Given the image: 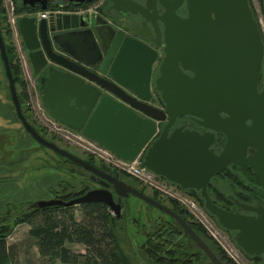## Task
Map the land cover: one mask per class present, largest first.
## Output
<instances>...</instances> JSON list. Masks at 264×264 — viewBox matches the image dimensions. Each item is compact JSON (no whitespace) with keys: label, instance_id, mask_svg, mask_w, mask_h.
Returning a JSON list of instances; mask_svg holds the SVG:
<instances>
[{"label":"water","instance_id":"water-1","mask_svg":"<svg viewBox=\"0 0 264 264\" xmlns=\"http://www.w3.org/2000/svg\"><path fill=\"white\" fill-rule=\"evenodd\" d=\"M23 1V10L30 9L28 0ZM41 1L33 0L30 7L47 9ZM174 1L159 18L165 46L153 89L159 91L164 109L150 103L151 68L157 52L138 40L123 39L121 32H113L103 43L99 16L60 13L37 19L23 15L17 27L34 71L47 70L41 95L51 117L123 160L144 151L141 167L181 189L199 191L204 208L223 228L237 231L235 240L247 254H263L264 208L243 205L255 216L228 211L214 203L207 190L210 180L230 164L251 168L264 190V43L258 23L249 0H187L186 17L175 14L182 0ZM125 3L128 8L116 9L130 10ZM0 59L15 114L26 132L84 169L99 186L69 200H37L31 208L100 202L120 218L122 202L132 195L175 220L212 264H225L177 211L146 194L145 186L136 188L119 171L110 173L104 163L97 166L35 130L22 110L18 76L12 73L1 27ZM261 73L263 87L259 90ZM105 74L116 83L104 78ZM183 115L206 130L174 127L175 119ZM219 133L226 141L216 151ZM248 147L255 150L252 155L247 154Z\"/></svg>","mask_w":264,"mask_h":264},{"label":"rangeland","instance_id":"rangeland-1","mask_svg":"<svg viewBox=\"0 0 264 264\" xmlns=\"http://www.w3.org/2000/svg\"><path fill=\"white\" fill-rule=\"evenodd\" d=\"M249 5L251 7L253 16L258 23L260 34L264 43V8L262 0H249ZM3 27L5 28L4 25ZM4 28L2 29L3 37L18 55V64L21 66L23 60L20 58V54L22 55V52H20V39L16 40V38L9 33L8 35H5L6 32ZM20 77L21 82H24L25 84L24 90L28 93L29 99H26L24 96L25 94L22 91L23 87L20 85V83L16 84L17 91L25 97V103L26 100H28L30 105L36 107L34 109L32 108L31 110H26V114L28 115L29 120L34 122V124H32L39 130L38 127H43L41 118H45L44 114L42 113V104L39 101V91L37 88L39 76L38 74H32L29 71V68L28 71H24V68L22 67V73L20 74ZM0 86L2 92L10 99L7 79L5 77L1 59ZM15 120L16 127H13L12 131H0V208H2L0 212H3L6 204L8 203L15 205L17 209L22 205L25 206L28 203H32L33 201H31L32 199L29 196L36 192H43L46 184L53 182L52 178L55 176V171L49 170L51 168L62 171V176H60V173L58 174V178H61L58 183L62 182V187L76 189V187H79L80 185V182L78 181L79 174L77 172L79 168L74 166L72 163L67 162V159L59 156L49 148L36 142L31 137V135L26 132L17 116H15ZM39 132L48 140L53 141L68 151L82 158L88 157L85 153L78 150L74 145L65 143L61 139L53 136L50 132H44L40 130ZM216 146H218V144H216ZM93 160L96 163L100 162L97 158H93ZM109 168L114 171L113 168ZM70 169L72 173L67 171ZM24 174H27L26 178H23ZM126 175L127 176L122 178L126 182L132 184L138 189L144 186L142 181L139 179L131 177L128 174ZM70 189H59L57 185L53 184L51 187L49 186L47 188L46 193L49 197L47 199L41 200L60 198L67 195ZM209 192L212 198L219 205L227 208L235 207V205L229 202L230 199L232 200V197L242 200V198H246L245 195H250V198L256 197L257 195L259 196L258 198L263 197L262 200H264V194H262L263 191L257 186V179H255L252 174L235 168L233 165L229 166L220 175L213 178L209 187ZM145 193L153 196L154 191L146 187ZM159 197L160 199L158 200L172 207V204L169 203L167 198L161 197L160 195ZM194 197L198 198L199 196L194 194ZM200 200L198 202L195 200V202L198 205L197 207L199 208V211L202 212L206 217L203 218V220L209 224L208 229L202 226L208 235L207 243L213 249L215 246H219L233 264H262L261 261L258 262L252 260L249 256L245 255L238 249L234 243L233 234H227L224 232L221 225H216L212 220L209 219L205 213L206 209L204 208L203 199L201 198ZM78 210V206H74L70 211L79 215L80 213L77 212ZM122 210V217L124 218L122 222L124 224V230L122 234L125 235L124 242L127 244V249L132 251L139 259L138 264H147L144 260L142 251L140 250V245L144 243L148 233H152L154 229L158 228L156 223L159 222V220L162 222L168 221L172 223L174 220L163 212H160L156 208L149 206L141 199L132 195L122 202ZM187 212L191 217L190 219L193 221H199V219H197V217L192 213L190 214L188 210ZM13 216L14 215H12L10 219H12ZM42 219V215H36L30 222H23L13 226L11 233L7 237L9 244L15 245L17 250V256L15 258L16 261L13 264H60L55 259H46L42 257L39 253L36 240L29 233L30 227L32 225L40 224ZM198 223L202 224L200 221ZM178 238L180 240L184 239L183 242L187 244L190 252H200L198 246L193 241H191L190 238H183L182 235H180ZM68 245L73 251L79 253L80 260L78 264H86V260L84 258L86 257L85 246L81 243H71ZM193 261L197 263L196 258H193ZM201 261L202 263H208V259L205 257H201Z\"/></svg>","mask_w":264,"mask_h":264},{"label":"trees","instance_id":"trees-1","mask_svg":"<svg viewBox=\"0 0 264 264\" xmlns=\"http://www.w3.org/2000/svg\"><path fill=\"white\" fill-rule=\"evenodd\" d=\"M2 18L3 13L0 10L1 31L4 28ZM4 29L6 33L10 32L8 27L5 26ZM5 45L12 73L18 76L17 83H20L24 92L25 84L21 82L20 67L17 58L13 54V48L7 42H5ZM24 96L18 93L23 113L32 124L33 121H30L26 114ZM34 128L39 132L35 126ZM85 159L94 163V160L90 157ZM66 161L72 163L69 160ZM67 171L72 173L71 170ZM119 173L121 178L127 176L121 171ZM57 187L64 190L70 189L62 187V182H59ZM85 190L87 188L79 186L76 189H70L67 195L60 198L68 200V198L83 194ZM152 197L160 199L157 192H154ZM198 199L200 200L201 198L198 197ZM168 200L172 204V208L174 207V210L185 220H188L193 229L207 243L208 235L202 225L190 219L191 217L187 210L180 203L175 200ZM30 205L31 203H28L17 209L15 205L8 203L3 212H0V264H13L16 261V247L9 244L7 239L13 226L23 222H30L36 215L43 216L42 222L32 225L29 233L36 240L40 255L46 259H55L63 264H78L80 260L79 253L65 245L67 242H71L81 243L85 246L86 257L84 258L86 264H138L139 259L132 251L127 249V244L124 242L125 235L122 234L124 230V224L122 223L124 219L122 217L123 212H121V217L117 218L100 202H89L66 207L53 206L42 209L31 208ZM74 206H78L82 212L80 220H76L74 213L70 211ZM12 215L14 216L10 219ZM156 224L158 228L154 229L152 233H148L144 243L140 245V250L147 264H212L209 260L208 263H202L201 257L208 259L205 254L201 250L200 252H190L187 244L183 242L184 239L180 240L178 238L180 235L183 238H189V236L184 233L175 220L173 223L159 220ZM211 249L225 264H233L219 246H215L214 249L211 247ZM193 258L197 259V263L193 261Z\"/></svg>","mask_w":264,"mask_h":264},{"label":"flooded vegetation","instance_id":"flooded-vegetation-1","mask_svg":"<svg viewBox=\"0 0 264 264\" xmlns=\"http://www.w3.org/2000/svg\"><path fill=\"white\" fill-rule=\"evenodd\" d=\"M172 1L173 0H92L90 2H79V0H77V1L47 0V2H45L43 0V2L41 1V5L42 4H46L47 5V9H45V11L46 10L50 11V14L48 15V17L42 18V19H48L51 15L60 14V13L61 14L68 13V14H76V15H80L82 13H88V14H92L93 13L96 16H99L101 21H102L101 29L99 30V39L103 43H104V40L109 35H111L113 32H115V33L121 32L120 37H122L123 39L126 38L127 41H131L132 39L138 40L141 43H143L144 45H146L147 47L155 50L157 52V58H156L155 62L152 64V68H151L150 88H151V93H152V99H151L150 103L152 105H154L155 107H158L160 109H164V105H163V103L160 100L159 91L153 89V87H154V80L159 75V65L162 62V59L164 57V46H165V38H164V34H163L164 25L159 20V18H160V15L163 14L167 9H171L175 5V1L173 3H172ZM6 2H7V0H0V8H1L0 10H2V13H3V18H2L3 19V24L6 27H8V29L10 30L9 34L13 35L16 38V40L20 39V52H22V55L20 54V58L23 60L22 65L21 66L19 65L20 74L22 73V67H23L24 71L25 70L28 71V68H29V71L32 74H38V76H39L38 77L39 81L37 83L38 84L37 88H38V91H39V101L42 104L41 105L42 110H43L42 113L44 114L45 118L44 119L41 118L42 123H43V127H38L36 124L35 125L39 128L40 131H44V132L48 131L53 136L61 139L62 141H64L65 143H68L70 145H73V144H71V142L69 140L70 139L74 140L73 137L76 136V135H81L82 137H84V138H86L88 140L94 141V140L84 136L81 133V131L76 130L74 128H71V127L65 125L64 123L58 121L57 119L51 117L47 113V111L45 110L44 103H43V100H42V95H41V80L44 79L43 76L47 73V70L44 68V69L40 70L37 73L34 71L32 63H31V59H30V56H29V53L24 50L23 43H22L21 37L19 35L18 27H17V32H13L10 29L9 24L6 21V17H5V8H6L5 3ZM23 2H24L23 0H9L8 6L10 4H12V7L14 8L15 13L36 17V13L40 11L39 5H36L35 8L33 9V8L30 7L32 5L33 0H28L26 5L30 9L23 10ZM125 2H128L129 6L132 7V8H130V10H128V11L122 10L121 11V10L116 9V8H123V7L128 8L127 7L128 4L125 3ZM17 10H19V11H17ZM135 10L140 11V12H135ZM174 12L179 17H186L187 14H188L187 0H182L180 2V4L174 9ZM5 35H8V33H5ZM4 42H6V41L4 40ZM13 54L15 55V57L17 58V61H18L19 60L18 59V55L15 53L14 50H13ZM27 65H28V67H27ZM263 66H264V64H263ZM58 68H60V67L58 66ZM88 69L96 72L95 68H91V67L88 66ZM188 73L191 74L190 72H188ZM45 76H47V75H45ZM103 77L108 79V80H110V81H112V82H114V83H116L108 74L103 75ZM20 79H21V77H20ZM16 84H17V81H16ZM119 86L125 92L133 95L132 92L129 89H127V88H125V87H123L121 85H119ZM262 87H263V76H262V73H261V76H260L259 82H258V89L261 90ZM102 91L106 92L105 90H102ZM24 94H25L26 99H29L28 93L25 90H24ZM25 108H26V110H31L32 108L34 109L36 107H34L33 105H30L29 101L26 100ZM22 110H23V108H22ZM222 116H225V114H222ZM246 123L249 124L250 121L247 120ZM33 124H34V122H33ZM162 124H164V123H162ZM181 126L184 129L185 128H187V129H195V130H197L199 132H204L206 130L205 128L200 126L196 122V120H194L189 115H183V116H180V117L175 119L174 127H181ZM58 127H60V129L62 131V132H60V134L57 132V128ZM38 133L40 134V132H38ZM225 141H226L225 135H223L221 133L217 134V140H216V143L214 145L216 151H220L223 148V146L225 144ZM216 144H218V146H216ZM75 147L78 150H80L83 153H85L88 157L93 159V156L91 154L87 153L85 149H83L81 147H77V146H75ZM254 152H255L254 149L248 147V149H247V154L248 155L249 154L252 155ZM142 154H144V151H142ZM102 163L103 162H97V163L94 162L93 164H96L97 166H100ZM73 165L79 168V170L77 171L78 174H79L78 175V179H79L78 181L80 182L79 186H81L83 188H87V190L90 189V188L99 187L95 182L90 180V174L88 172H86L84 169H82L81 167H79V166H77L75 164H73ZM231 165H233L235 168H238V169H240L242 171H245L246 173L252 174V176L255 179H257V186L262 189V191H263L262 194H264V190H263V188H262V186H261V184L259 182V179H258L257 175L253 172V170L251 168L242 169V168H240L237 165L230 164L224 170H226ZM106 167H107V171L110 172V173L114 174L116 171H118L117 169H114V171H112L108 166H106ZM220 174H218V175H220ZM218 175H216V176H218ZM213 178L210 180V183L208 184L207 190H208V193H209L212 201L214 203H216L218 206H220V207H222V208H224V209H226L228 211L237 212V213L244 214V215H254V216L256 214L254 212L248 210L247 208H244L243 205L253 206V207L261 206V207L264 208V200H262L263 197L262 198H258L259 196H257V195H256V197H253V198H250L249 197L250 195L249 196L245 195V197L247 199L246 198H242V200L232 197V200L230 199L229 202H231L233 205H235L234 208H229V207L227 208V207H223L222 205H219L212 198V196H211V194L209 192V187H210V184H211ZM172 184L176 188L180 189L184 194L190 196L192 199L196 200L197 202L199 201L198 198L194 197V194L198 195L199 198L201 197L199 191L194 190V189H181L178 185H176L174 183H172ZM145 189H146V187H145ZM87 190H85V191H87ZM207 212L208 211L206 210L205 213L207 214L209 219L212 220L216 225H218L219 223H218L217 219L213 215H211L209 212L208 213ZM196 221H198V220H196ZM222 229L227 234L228 233H232L233 234L234 243H235V245L238 247V249L242 253H244L245 255L249 256L252 260H255V261H258V262L261 261L262 264H264V253L260 254V255H258V254H247L243 250V248H241L237 244V242L235 240L236 236H237V231L236 230H228V229H225L223 227H222Z\"/></svg>","mask_w":264,"mask_h":264},{"label":"built area","instance_id":"built-area-1","mask_svg":"<svg viewBox=\"0 0 264 264\" xmlns=\"http://www.w3.org/2000/svg\"><path fill=\"white\" fill-rule=\"evenodd\" d=\"M9 0L5 3V17L9 24L10 29L13 32H17V19L24 14L15 13L12 4L8 6ZM50 11L40 10L36 13L37 19H42L48 17ZM57 132L60 134V127L57 128ZM72 137V136H71ZM74 140L70 139L71 144L77 147H81L86 150L87 153L91 154L93 158H97L100 162H103L106 166L118 171L124 172L131 177H135L142 181V184L147 188L152 189V191L157 192L161 197L167 199L175 200L185 207L190 213L199 219L204 228L208 229L209 224L203 220L206 218L202 212L199 211L198 205L195 200L190 196L184 194L180 189L176 188L171 182L167 181L165 178L154 174L152 171L141 167L142 161V151L132 160H123L114 155L108 149H105L97 142L88 140L81 135H76L73 137Z\"/></svg>","mask_w":264,"mask_h":264},{"label":"crops","instance_id":"crops-1","mask_svg":"<svg viewBox=\"0 0 264 264\" xmlns=\"http://www.w3.org/2000/svg\"><path fill=\"white\" fill-rule=\"evenodd\" d=\"M15 109L14 106L11 102V99L8 98V96H6L2 90H1V86H0V131H7L10 130L12 131L13 127H16V120H15ZM49 169V168H48ZM47 170V169H46ZM52 171H55V176L54 178H52L53 182L46 184V186L44 187L43 192H36L33 193L32 195H30L29 197H31V201H37V200H41V199H47L49 196L46 193L47 192V188L51 185H57L56 183H58L59 180H61V178H58V174L60 173L62 176V171L56 170V169H49ZM28 174V173H27ZM27 174L23 175V178H26ZM1 207V206H0ZM2 208H0L1 210ZM78 213H80L79 215H77L76 213L74 214L75 219L76 220H80L82 218V212L79 209L77 211ZM31 228V227H30ZM68 244H71V242H67L65 245L69 248H71ZM75 244V243H74ZM77 244V243H76ZM72 249V248H71ZM60 264V261H58Z\"/></svg>","mask_w":264,"mask_h":264}]
</instances>
